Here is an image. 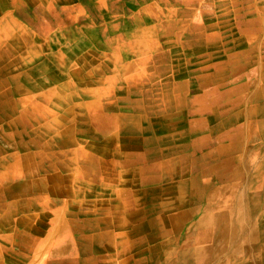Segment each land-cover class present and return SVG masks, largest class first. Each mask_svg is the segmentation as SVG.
Instances as JSON below:
<instances>
[{
  "label": "rangeland",
  "instance_id": "374dc122",
  "mask_svg": "<svg viewBox=\"0 0 264 264\" xmlns=\"http://www.w3.org/2000/svg\"><path fill=\"white\" fill-rule=\"evenodd\" d=\"M185 8L192 9L186 0H0V52H5L0 53V60L6 67L4 74L11 79L8 84L4 78L0 80V133L5 134L0 140L3 145L0 148V235L18 232L12 229L11 222L13 207L20 206L21 197L27 192L41 193V179L48 168L42 163V153L48 143L119 142L128 134L145 136L150 141L151 134L140 133L147 122L146 129L155 130L157 142L174 141L176 134L165 129L173 126L174 119L167 117L169 111L163 110L165 106L170 109L168 100L177 102L180 90L184 89L178 87L180 90L176 91L175 82L186 77V67L193 66V60L207 45L203 43L199 48L187 43L203 33L209 24L176 21L177 17H188L177 15V11ZM237 22L232 20L223 26L238 33ZM207 37L200 35L195 39L206 41ZM244 41L249 49L245 37L226 35L222 47L233 50ZM208 53L217 57L212 49ZM235 72L230 70L226 76L231 77ZM141 118L134 127L135 121ZM262 130L261 139L255 144L248 142L240 155L238 151L228 152L224 165H219L222 161L218 163L217 156L202 155L218 145L212 140L202 146L194 143L190 148H183V144L168 148L174 156L184 153L189 156L183 165L186 171L182 178L189 181L184 193L190 216L176 234L172 230H160L162 238L178 239L177 264H264ZM14 144L18 148H9ZM254 145L258 146L257 150L253 149ZM11 154L15 157L10 158ZM24 155L30 156V161L14 169V165L23 163ZM154 155L147 163L124 165L127 174L122 183L118 179L121 167L112 166L110 188L99 181V191L103 188L134 190L141 177L147 181L139 182L140 185L161 184L164 173L158 167L151 168L155 164L151 160L157 161ZM234 155L241 164L239 179H233L237 167ZM114 157L119 155L115 153ZM217 165L224 171L225 179L213 173L212 168ZM236 180L240 186L231 197V208L223 221L224 231L217 232L221 227L209 219L207 226H203L207 241L192 239L191 227L205 209L215 212L214 204L206 200L207 185L210 190L221 189ZM80 185L75 187L81 188ZM107 198L116 200L112 195ZM31 208L35 209L33 203ZM35 216L42 217L46 224L53 214ZM86 216L90 219L91 215ZM63 217L71 219L76 226L90 221H84L78 213ZM133 218L134 214H130V220ZM33 230L40 235L46 232ZM204 246H208V254L200 252ZM189 249L195 251L191 258L187 256ZM66 252L69 250H54L57 254Z\"/></svg>",
  "mask_w": 264,
  "mask_h": 264
},
{
  "label": "crops",
  "instance_id": "0c3cea01",
  "mask_svg": "<svg viewBox=\"0 0 264 264\" xmlns=\"http://www.w3.org/2000/svg\"><path fill=\"white\" fill-rule=\"evenodd\" d=\"M186 4L192 9L179 10L177 15L188 17L185 19L177 17L175 20L207 21L209 24L205 31L199 33L198 36L208 37L206 41L203 38H201L202 41H199V39H195L198 37L196 36L187 43L199 48L203 43H207V45L205 50L195 57L194 62L191 63L193 66L186 67L188 73L186 77L175 82L176 91L180 90L178 87L184 89L180 90L177 102L175 103L173 99L168 100L170 109L168 110L165 106L163 110V112L169 111L167 117L174 119L173 126L165 128L166 131L176 134L174 141H169L167 144L161 139L157 142L155 130L146 129L147 122V126L143 127L140 133L151 134L150 141L146 140L145 136L128 134L123 136L124 140L119 142H75L69 144L70 147L63 143H48L42 153V163L48 167L46 175L41 179L42 191L39 194L30 195L27 192L24 196L20 195L22 196V200L19 201L20 206H18L20 208L13 207L15 213L11 225L12 229L18 232L0 235V264L7 262L22 264H177L178 239L175 236L167 238L160 236V230L172 229V226L165 224V213L170 212L171 209L163 208L160 205L159 189L161 184L158 182L149 187L143 186L139 182H146V177L139 178V181L136 182L137 187L134 185L143 192L137 195L141 198L136 200V188L134 190L103 188L99 191L98 182L106 183L109 186L111 167L120 166L118 179L122 183L126 180L127 174L124 165L147 163L154 153V159L157 161L151 160L153 164L155 163L151 168H154L155 165L161 166L162 163L166 164L176 157L182 158L179 160L178 170L168 178L174 182L185 174L186 169L183 165L189 156L186 153L174 156L168 152V148L174 149L181 144H183V148H190L194 146V143L202 146L211 140L212 143L218 144L219 133L236 134L235 141L238 145L244 141L241 133L245 129L243 131L240 129V124L245 122L242 117L246 116L255 104V102L252 104L250 96L256 84L248 74L259 64V54L257 51L252 52L251 49L248 53L246 41L233 50L231 48H228L230 50L224 49L222 40L226 35L242 37L240 33L225 30L224 26L226 25L224 24L232 20L250 22L259 19L264 21V0H186ZM259 37H264V33H260ZM211 49L217 53V57L208 53ZM231 53L237 55L239 59L234 64H229L230 68H226L223 64L228 63L224 59ZM2 61L0 60V80L4 78L8 84L11 82L10 75L4 74L6 67L1 63ZM216 62H220L219 66ZM230 70H237V72L228 77L226 74H229ZM207 91L212 93L213 101L216 102L215 109L218 116L234 120L230 127L227 122H223L210 130L196 122L203 113L198 115L196 110L187 104L188 98L205 97ZM171 103L175 104L171 105ZM176 104H180V107L176 108ZM259 104H263V100H259ZM255 116L264 119L263 112L261 114L258 112ZM140 128L142 127L139 126ZM262 132L263 130H260L257 135L262 136ZM15 134L16 131L14 137ZM257 135L255 134L254 137ZM2 136L5 134L0 133V140ZM211 137L212 139H210ZM151 141L153 142L151 143ZM1 145L0 143V148ZM12 146L9 148H18L16 144ZM151 149L153 150L151 151ZM231 150L236 152L240 150V147L237 146ZM231 150L228 149L225 154L217 156L220 160L218 163L222 161L219 165H224L227 162L226 156ZM115 153L119 157L115 158ZM204 154L205 152L202 153V155ZM13 155L11 154L10 158ZM234 156L238 166L239 157ZM103 166L106 168L110 166V169L103 170L101 169ZM163 175L162 181L165 182L167 176L165 173ZM175 176L177 177L174 178ZM148 180L155 179L148 178ZM74 183L78 185L81 183V188H76ZM109 195H112L116 200L108 199ZM77 199H81V202ZM74 201H77V204ZM21 202L25 203L21 204ZM32 203L35 209L31 208ZM50 212L53 214L50 218L51 224L48 221L44 224L42 217L36 218L35 216V214ZM67 213H78L81 219L90 221L79 223L76 226L71 219L63 217ZM181 213L183 216L185 215V221L190 216L187 206L182 209ZM88 214L91 215L90 219L86 216ZM130 214H134V220H130ZM137 215L140 216L137 217ZM163 219L164 224L162 223ZM33 229L46 232L40 235L36 234L40 232L35 233ZM191 231H193L192 239H196L197 233L194 232L193 226ZM66 240L71 241L73 246L71 251L66 254L54 253V250ZM189 250H186L187 256ZM189 257L193 256L189 255Z\"/></svg>",
  "mask_w": 264,
  "mask_h": 264
},
{
  "label": "bare ground",
  "instance_id": "6f19581e",
  "mask_svg": "<svg viewBox=\"0 0 264 264\" xmlns=\"http://www.w3.org/2000/svg\"><path fill=\"white\" fill-rule=\"evenodd\" d=\"M257 14H258V12H257ZM261 15H263V14H261ZM263 24H264V21L259 20V19H255V20L250 21V22L242 20V21H238L236 23L237 32L240 33V35H242V37H245V39L249 43L248 53H250V49H251L252 52L257 51L259 54V57H258L259 64L257 65V67L254 70L250 71L248 74L250 79L253 82H255V84H256L253 87L252 92H251V96H250L252 104L254 102H255V104L251 108L250 112L248 111L247 115L246 116L243 115V117H242V118H244L245 122L240 124L241 125L240 129L242 131L245 129V131L241 133L242 137L244 138V141H242L238 145V143L236 144V141H235V137L237 136L236 134L219 133L218 134V145H216L213 148H210V150L205 151V153L208 156L223 155V154H225L226 151H228V149L231 150L233 148H236L237 146L240 147V150H238V153H239L238 155H240L242 152H244V149H246L248 142L252 141L255 144L262 137V136H258L257 132H259L260 130H262L264 128V123L261 122L264 119L257 118L255 116V114H257L258 112H259V114L264 112V60H263V58H264V37H259L260 33H264ZM224 49H226V48H224ZM225 51H227V50H225ZM238 59H239V57L237 55H235L234 53L228 54L225 56V59H224L228 64H223V65L226 66V68L227 67L230 68L229 64H234V62L237 61ZM216 63L219 66L220 62H216ZM259 100H263V104H259ZM187 104L189 106H192L193 109L196 110V113L198 115L203 113L202 116H200L196 120V122L199 123L201 126L209 128L210 130L219 126V124H222L223 122H227L229 127H230L231 123H234V120L232 118L227 117V118L223 119V118H220L218 116V113L216 112V109H215L216 102L213 101L211 92H208L206 94V96L202 97V98H201V96L193 98V99L188 98ZM141 121H142V118L139 119L137 122L135 121L133 126L136 127V125H138ZM134 127H133V129H136ZM255 134L257 135L256 137H254ZM254 147H253V149L257 150L258 146L254 145ZM22 158H23V163H21L20 165H15L14 169H18V168L23 167L31 159L30 156H28V155L27 156L24 155V156H22ZM180 159H182V158L176 157L175 159H173L174 162H173V160H171L166 164L162 163L161 166L155 165V167H154V169H157V167L159 169H161L162 173H165V175L167 176V178H165L166 181L161 183V186L159 189L161 196L159 199H161V204H160L161 207L166 208V209H171L170 212L165 213V224L167 226H172L171 230L174 231V233L177 232L179 227H181L183 225V223L185 222V217H184L185 215L183 216L181 211L184 207H186V201L185 200H187V198H186V194L184 192H187L188 182H189L188 180H185L183 178L177 179L174 182H172L171 180L168 179V178H170L171 174L175 173V171L178 170L179 165H180V163H179ZM218 167L219 166L217 165V167L212 168L213 173H215L217 175V178H220V179L224 178L225 179L226 175L224 176V171L219 170ZM240 169H241V164L239 163V165L235 168V173H234L233 179H235V178L239 179V177H242ZM141 174L143 175L144 171H141ZM239 186H238L237 180L234 184L231 183L228 186H225V187L223 186V188H221V189L210 190L209 186L207 185V188H205V192H206V194H208L206 196V200L210 204L211 203L214 204L215 212L211 213L210 210L205 209L204 214L194 223L193 228H194V232L197 233V237H196L197 240L201 239L202 242L207 241V238H206L207 235L205 234V232H203V226H207L205 224L209 219L212 221H215L218 228L221 227V230H217V232H223L224 231L225 222H223V221H224V219H226V215L229 214L228 208H231L230 207L231 201H232L231 197H233V195H235V193L238 191ZM190 189H191V191H193L192 188H190ZM135 191L137 192L135 199L139 200L141 198V196L138 197L137 195L139 193H142L143 191L142 190L139 191V189H137ZM212 214L214 217H212ZM240 220H242V218ZM127 224H128V222H127ZM172 237H174V236H172ZM72 247L73 246L71 245V241L66 240L61 244V246H58L56 249H59L60 251H65V249H66V250H69V252H70ZM200 252H204V253L206 252L208 254L209 253L208 246L202 247ZM66 253H68V252H66ZM194 253H195L194 250H190L188 252V255L194 256ZM255 256H257V255H255Z\"/></svg>",
  "mask_w": 264,
  "mask_h": 264
}]
</instances>
